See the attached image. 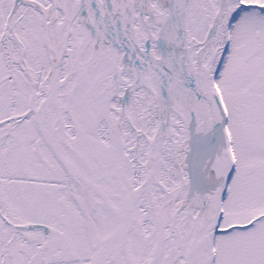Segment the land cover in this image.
Returning a JSON list of instances; mask_svg holds the SVG:
<instances>
[{
	"label": "snow or ice",
	"instance_id": "snow-or-ice-1",
	"mask_svg": "<svg viewBox=\"0 0 264 264\" xmlns=\"http://www.w3.org/2000/svg\"><path fill=\"white\" fill-rule=\"evenodd\" d=\"M0 264H264V0H0Z\"/></svg>",
	"mask_w": 264,
	"mask_h": 264
}]
</instances>
